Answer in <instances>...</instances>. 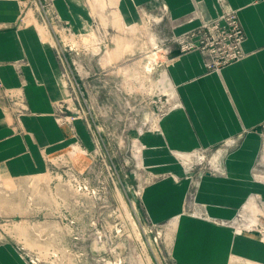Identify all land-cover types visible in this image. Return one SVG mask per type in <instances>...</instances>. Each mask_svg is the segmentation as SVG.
I'll use <instances>...</instances> for the list:
<instances>
[{"label": "rangeland", "instance_id": "1", "mask_svg": "<svg viewBox=\"0 0 264 264\" xmlns=\"http://www.w3.org/2000/svg\"><path fill=\"white\" fill-rule=\"evenodd\" d=\"M0 2L16 6L15 18L0 20V31L9 27L19 35L30 28L53 52L60 97L52 119L72 140L43 157L41 175L10 179L0 172V236H13L38 264H264L232 249L225 257L203 259L199 252L190 258L175 226L183 217L264 245L261 193L251 194L232 219L213 218L190 185L205 174H222L213 155L194 153L181 161V176L160 171L163 164L151 169L141 157L143 137L156 131L173 104L165 68L171 56L190 51L180 43L187 33H172L189 19L171 20L164 0L138 4L136 17L127 20L119 0ZM24 64L16 63L20 76ZM24 85L7 92L0 86L20 135V117L31 113ZM252 175L264 184L263 147ZM168 176L175 182L186 176L190 184L178 216L153 223L143 192Z\"/></svg>", "mask_w": 264, "mask_h": 264}, {"label": "crops", "instance_id": "2", "mask_svg": "<svg viewBox=\"0 0 264 264\" xmlns=\"http://www.w3.org/2000/svg\"><path fill=\"white\" fill-rule=\"evenodd\" d=\"M151 1L119 0L118 8L125 20L132 19L135 6ZM164 2L171 20L189 19L174 27L172 33L178 35L227 10L235 11L244 33V55L213 71L206 69L205 57L198 50L171 56L165 74L174 101L159 118L156 131L143 137L142 160L151 169L157 166L159 170L163 164L160 171L181 176V161L194 153L209 152L222 174H205L196 184L188 183L186 176L179 182L168 176L145 188L143 207L153 223L175 219L190 184L196 188V202L206 206L209 216L230 220L251 194L261 193L264 199V184H256L252 175L264 149V0ZM15 8L11 2H0V20L15 18ZM18 34L9 27L0 31V86L7 92L25 84L23 95L31 112L20 117L23 134H17L0 89V172L10 179L41 175L46 170V156L72 141L65 128L52 119L60 97L53 52L38 42L32 29ZM23 60L26 64L20 76L16 63ZM175 226L190 258L199 252L203 259L225 257L232 249L264 262V245L253 237L233 236L228 228L183 217ZM13 238L0 236V264H29ZM194 242L205 245L191 246Z\"/></svg>", "mask_w": 264, "mask_h": 264}, {"label": "built area", "instance_id": "3", "mask_svg": "<svg viewBox=\"0 0 264 264\" xmlns=\"http://www.w3.org/2000/svg\"><path fill=\"white\" fill-rule=\"evenodd\" d=\"M244 40V33L239 24L237 13L227 10L219 17L207 20L202 25L187 33L180 41L182 51L185 49L198 50L205 57L207 70H217L225 65L240 60L244 53L241 44ZM183 48H185L183 50ZM61 123V120H57ZM75 152V151H74ZM136 197V194H134ZM25 254L29 264H38V260Z\"/></svg>", "mask_w": 264, "mask_h": 264}]
</instances>
